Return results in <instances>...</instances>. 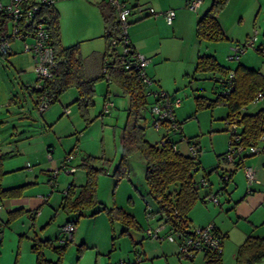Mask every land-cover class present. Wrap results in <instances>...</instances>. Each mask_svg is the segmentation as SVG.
<instances>
[{
  "label": "rangeland",
  "instance_id": "374dc122",
  "mask_svg": "<svg viewBox=\"0 0 264 264\" xmlns=\"http://www.w3.org/2000/svg\"><path fill=\"white\" fill-rule=\"evenodd\" d=\"M60 2L62 3V0H56L52 8L57 12L59 11L60 17L57 23H61L62 26L64 14L62 16V11L57 10V5ZM86 2L87 0L65 1V5L73 7L71 8L72 21L69 27H67L66 33H61L60 42L62 47L78 43L79 53L82 56L81 59H83L84 76L86 78H96L95 82H93L94 93L92 94L90 103L83 111L78 108L79 105L74 101L77 97L75 87L67 88L47 108L51 112L49 114L50 117H53V119L62 118V143L67 144L68 141H74L78 146L76 154L72 157V163L76 166V173L61 171L57 177L59 181L62 179V182H64L67 179V181L75 183L76 179L73 177L75 174H85L83 167H79L82 158L87 155L101 157L94 162V166L98 169L95 180V193L100 203L91 207L87 213L98 210L101 205L106 207L118 206L133 216L143 228L144 226H152L151 221L155 215L151 211L155 210V203L148 195L147 185L143 179L145 165L142 155L139 152L129 154L126 159L127 173H117V167L119 166L121 158L120 155H122L121 136L126 121L125 118L127 117L129 97L127 94H123L116 84L106 83L105 78L99 77L101 72L100 57L103 54L105 42L100 36V33H102L101 25V32L99 34H93L94 27L92 32L88 31L85 33L83 31L88 28L90 23L85 10L88 7ZM135 13H131L128 16V20ZM98 21H100L99 17L96 21L99 30L100 23ZM165 24L164 22V26ZM161 29H163L162 26ZM231 29H233V34L236 37L234 40H231V46L225 45L226 39L216 42L197 40L195 30L192 33L183 30L186 34L183 40L169 36L157 40L159 45L155 47H160L164 54L163 59V56H158L156 53L149 55L150 58L148 57L150 64H148L147 69L151 68L150 71H147L148 75L155 69L157 75L161 78L159 79L157 76V82L153 81L150 88H161L171 95L181 98L180 106L174 108V113L176 119L182 123L183 139L177 137L176 146L177 150L185 155L189 154L187 138H191V141L197 142L200 146L198 159L201 163L199 165L201 166L193 176L198 180L200 179L198 176L203 175L202 167L214 166L217 163L216 154L226 151L229 131L226 127L225 114L227 113V109L225 106L219 104L212 109L200 108L196 110L195 104H193L194 96L205 95L212 99L222 91L223 86L218 78L220 77L219 73L210 74V72H201L194 74L193 66L195 65L196 56L193 55L192 48L197 47L200 49L199 53L201 54H210L213 53L214 46H217L220 53L217 56L218 58H216L222 65L234 68L237 63H242L243 65L264 72V0H259L254 9L247 15H243V19H236ZM84 34L91 36L90 38L84 39L83 37H87ZM252 35L256 37L254 39V46L245 48L238 60L234 61L229 59L228 54L231 52V48L235 44L242 43ZM20 47V42L14 41L13 50L16 53L0 54V131L5 133L3 137L11 142L12 148L15 147L17 149H19L18 146L22 145V140H24L25 136H33L31 141L35 142L39 138H43L44 132H47L42 113L36 110L33 98L35 95H31L23 86L25 84L32 85L35 82V73L32 67L33 62L31 63L29 61V54L20 51ZM19 64L24 65V70L19 68ZM107 91H109V99L113 103L108 111H103L102 106L107 97L105 95ZM148 99L154 100V97L149 96ZM262 106H264V99L248 104L243 111L248 113L255 112ZM66 109L68 112H65ZM144 115L145 138L154 144L161 138L164 130H154V127L151 126V114L149 111L144 112ZM170 135L171 133H169ZM211 172L209 174H212ZM65 184H68V182H65ZM223 185L226 187L225 184H220L221 191L224 189L222 187ZM58 191L57 189L55 190L57 196L60 194V191ZM203 192L204 190L202 188L200 193ZM52 207L53 209H57L62 217L66 218L68 216L60 208L54 205ZM106 216L104 211H97L92 215L80 216L77 218L76 224H80V231L83 234L92 238L94 236L98 237L100 233L94 228L102 224L100 218L103 219L104 223ZM57 218L58 215L53 213L51 232L54 240L59 239H56L58 236L57 231L59 230ZM108 225L110 226V224L105 223V242H108V245L111 247L112 254H117L116 261L120 259V261H129L132 264L139 262L141 257L139 256L140 259L137 260L138 255L135 256V253H132V247L134 246L133 242H138L135 240L140 239V233L138 232L141 228H136L132 223L127 228L128 234H120L121 228L127 227L126 224L114 221L112 224L113 227L111 228L112 231L109 230L110 227ZM60 241H62L60 243L61 245L65 243L63 237L60 238ZM68 244L67 250L65 249L64 251L65 255H62L64 256V260L62 257V264H76L78 259H80V263L78 264H84L85 256L88 258L92 254L90 249H82L81 254L79 244L72 242H68ZM172 247L175 246L173 245ZM79 253L82 256H79ZM199 253L195 256H198ZM7 261L12 262V258L7 259ZM182 261L190 263L193 260L183 259Z\"/></svg>",
  "mask_w": 264,
  "mask_h": 264
},
{
  "label": "crops",
  "instance_id": "0c3cea01",
  "mask_svg": "<svg viewBox=\"0 0 264 264\" xmlns=\"http://www.w3.org/2000/svg\"><path fill=\"white\" fill-rule=\"evenodd\" d=\"M65 1L67 0H62V3L60 2L57 5V10L62 11V16L64 14L62 26L61 23H57L59 24L60 35L61 33H66V29L72 21L71 8L73 7L65 5ZM96 1L97 0H87L86 2L88 7H86L85 10L88 17L87 19L90 23L88 28L83 30L85 33L88 31L92 32L93 27V34H99L101 30L103 31L100 13L95 6ZM119 1L129 5L132 10L131 13L134 14L136 12L135 15L132 17L130 16V20H128L129 24L126 33L128 34L130 45H132L134 50L138 53L149 57V55L153 53H156L158 56L164 55L160 47H155L159 45L157 42L158 39L169 36L183 40L186 35L183 30L192 33L196 28L198 17L206 10L209 6L208 2L210 4L211 0H201V3L198 4L199 6L196 9H190L185 6L186 0ZM257 2H259V0H228L225 6L217 13L215 17L226 35V46H231V40L236 38L234 36L235 34H233V29H231L236 19H243V15H247L254 9ZM138 6H142V12L137 10L136 7ZM147 7H152L155 14L150 15L147 11ZM168 8H172L175 11V17L171 24H167L163 19V12ZM57 13L59 18V11ZM98 17L100 20L98 21L100 23L99 30L97 28L98 23L96 22ZM164 22L166 23L165 26ZM161 26L163 29H161ZM84 36H87L83 37L86 39L90 38L91 35L84 34ZM100 36L102 37L101 33ZM213 49V53L210 54L215 55V57L219 56L218 54L220 51L218 47L214 46ZM192 52L193 55L197 57V55L200 54V49L193 47ZM14 53L16 52L14 51ZM29 56V61L32 63L33 58L31 55ZM101 57L100 59L102 60ZM163 58L164 56L162 59ZM19 68L24 70L25 67L23 64H19ZM150 70L151 68L147 69L146 72ZM149 76L154 82H157L156 79L158 78L161 79L160 76L157 75L155 69L151 71ZM27 85L28 84H25L23 86L27 89ZM27 90L31 95H35L30 89ZM109 94V91L105 94L108 99L110 96ZM111 102L113 103V101ZM48 106L46 107V111L44 109V111L41 112L45 120L43 121L45 124L44 126L47 127V132H44L43 138H39L34 142L31 141L33 136L27 135L24 138L25 141L22 140V145L18 146L19 149H17L15 147L12 148L11 142L3 137L5 133L0 131V188L6 189L25 185L20 194L0 197V264H49L47 262H38L35 257L37 256L36 251L33 249V245L36 243H39V249L42 254L41 257L47 261L56 260L57 253L49 244H46L45 240H51V244L53 245H61L60 243H62V241H60V238L63 237L62 233L59 232L61 225L69 220H77L74 219L76 217L73 214H67L68 216L66 215V218L62 217L57 209H53L52 207L54 205L60 208L61 194H63L69 183L76 186L83 184L85 181V174H75L73 176L76 179L74 183L72 181H67V179L64 182H62V179L59 181L57 176L60 173H58L55 177L54 184L49 183L51 170L59 165L62 161V157H64L68 151L73 148H76L77 151L78 146L74 141H68L67 144L62 143V118L53 119V117H50L49 114L51 112L47 109ZM53 130H55V132H53ZM222 153L223 152L216 154V165L202 167L203 174H205L204 178L206 179V185L199 189L201 190L203 188L204 192L200 194L207 196L204 200L199 199L193 204L187 213V220L190 226L213 224L215 231L222 235L220 264H235L234 260L237 248L248 236L264 237V151L248 155L243 162L245 165L251 166L254 169L256 180L250 183L246 181L242 169H234L232 165L224 162L220 158ZM71 164H73L72 161ZM75 169L72 173H76ZM210 171H212V174H209ZM226 172L229 178L224 183L220 175ZM202 177L203 175L198 176V178ZM197 180L198 179H196V181ZM65 182H68V184H65ZM222 183L226 185V187L224 185L222 186L224 188L223 191H221L222 188H220V184L222 185ZM56 189L60 191H58L60 193L58 196L55 194ZM219 194L221 195L218 196ZM210 196H217V202L211 201L209 199ZM12 212H18V214L12 215ZM53 213L58 215L59 230L57 231L58 236L56 237V239L59 238L58 240L53 239L54 237L51 232V219ZM153 219L151 221L152 226H148L150 228L156 227V225L160 223L156 215ZM100 220H102V224L94 228L100 233L98 237L94 236L92 238L83 234V232L80 231V224H76L77 221L69 237L70 243L72 242L80 245L79 251L81 250V254L82 249H90L92 251L91 256H88V258L85 256L84 264H89V262L90 264H132L129 261H120V259L116 261L118 257L116 256L117 254L113 255L108 242H105V223L109 224L108 218H105L104 223L102 218H100ZM139 225L142 226L140 223ZM110 228L109 230L112 231ZM146 228V226H144V228L143 226L141 227L138 232L140 233V239L135 240L138 242H133L134 246L132 247V253H135V256L139 255L141 257L140 261L135 262V264L205 263L204 251H200L199 255L195 256L194 259L192 258L193 261L190 263L182 261L183 259L181 260L178 257L177 241L154 240L146 234ZM122 230H124V228H121L120 232ZM136 243L138 244L136 245ZM173 245L175 247H172ZM68 246L69 244L67 243L66 250ZM81 254L79 253L78 255L80 256ZM9 258H12V262L7 261ZM79 260L80 259H78L76 264L80 263ZM60 264H62V260ZM255 264H264V258L259 259Z\"/></svg>",
  "mask_w": 264,
  "mask_h": 264
},
{
  "label": "trees",
  "instance_id": "16d2710c",
  "mask_svg": "<svg viewBox=\"0 0 264 264\" xmlns=\"http://www.w3.org/2000/svg\"><path fill=\"white\" fill-rule=\"evenodd\" d=\"M227 1L211 0L206 10L198 17L195 34L199 40L216 42L226 39V35L215 16L225 6ZM95 6L102 20L103 31L101 34L105 42L101 57V69L104 64L107 65V70H105L107 71V78L101 69L99 77L105 78L106 83L116 84L120 91L129 97L127 117L125 118L126 121L121 136L122 155H120L117 173L126 174V159L128 155L133 152H139L144 159L145 170L143 179L147 185L148 195L155 203V210L151 211V213L157 216L159 222L167 224L170 229L187 233L189 232L187 228L191 227L187 220V213L197 200H204L207 196L200 194V186L196 185L197 181L193 177L194 173L200 168L199 156L194 157L190 153L188 155L182 154L179 150L174 149L171 143L160 147L156 143L153 144L146 140L145 124H143L145 119L144 112H150V105L154 100L148 99L151 95L146 93L145 87L140 81L139 71L135 69L124 70L125 55L122 53V43L118 38L120 22L118 21L116 10L113 9L114 7L107 0H97ZM41 12L46 15V24L51 36L55 60L58 61L52 82L44 84V90L49 97V104L57 100L58 96L67 88L75 87L77 97L74 101L79 105L78 108L83 111L91 101L94 93L93 82H95L96 78H86L84 76L83 59H81L82 56L79 53L78 43L62 47L57 24V11L50 6ZM4 24L5 19L0 16V31L3 30ZM193 67L194 74L201 72L219 73L220 77L218 78L222 83L223 89L228 86L227 77L232 72L230 91L225 94L221 91L212 99L205 95L194 96L193 104H195L196 110L200 108L212 109L219 104L225 106L227 109L225 114L226 123L236 121L241 126L240 138L242 144L255 142L258 137L264 135V106L255 112L248 113L243 111L258 93L264 99V72L242 63H237L234 68H230L218 62L215 55L205 53L197 55ZM190 139L187 138L186 141L191 142ZM100 158L91 155L82 158L79 167L81 166L85 170V181L78 186L69 183L63 194H61L59 207L64 213L73 214L76 217L75 219L80 216L95 214L97 211H104L111 228L114 221L127 225L121 233H127V228L132 223L136 228H141L133 216L118 206L106 207L101 205L98 210L87 213L91 207L100 203L95 193V180L98 169L94 166L95 160ZM68 166L74 165L69 163ZM221 178L225 183L226 180L222 176ZM24 186L0 188V197L20 194ZM16 214L18 212H12V215ZM69 241L70 238H67L63 245H53L51 240H45L46 244H49L57 253V258L54 261H47L41 257L39 243H36L33 245L37 255L35 257L39 263L60 264ZM203 251L204 264H220L221 252L216 253L209 249ZM262 258H264V237L250 235L237 248L234 261L235 264H255Z\"/></svg>",
  "mask_w": 264,
  "mask_h": 264
},
{
  "label": "built area",
  "instance_id": "2783aa9c",
  "mask_svg": "<svg viewBox=\"0 0 264 264\" xmlns=\"http://www.w3.org/2000/svg\"><path fill=\"white\" fill-rule=\"evenodd\" d=\"M56 0H0V16L5 19L3 30L0 31V54H12L13 42L18 41L21 44L20 51L28 53L33 58V71L35 73V82L32 85H27V89L34 92V101L36 110L39 112L44 111L49 105V97L44 90V84L52 82L54 78V71L56 70L58 61L55 60L53 45L51 43V36L47 27L46 15L43 11L46 7H50ZM116 10L118 21L120 22V33L118 38L122 43V53L124 56V70L135 69L139 71L140 81L145 87L146 93L154 97V101L150 105L151 114V126L154 130H164L162 137L156 141V144L160 147L165 146L168 143L173 145L174 149H177V137L183 139L182 135V123L179 122L174 113V108L180 106L181 98H177L174 95L166 92L164 89H151L150 86L153 83L152 78L147 74L146 68L149 64V58L145 57L141 53H138L134 48L129 45L127 26L128 16L131 14V7L125 2L119 0H107ZM186 5L190 9H196L201 3V0H186ZM139 12L143 11L142 6L136 7ZM147 11L150 15L155 14L152 7H147ZM163 19L167 24L173 22L175 17V11L172 8H168L163 12ZM256 37L255 35L249 36L242 43L235 44L231 48V52L228 54V58L231 60H238L240 54L244 52L248 46H254ZM107 65L104 64L101 71L107 78L105 71ZM232 72L228 74V86L222 90V93H228L231 89ZM262 95L260 93L251 100L252 103L261 100ZM112 106V102L106 97L103 102V111H108ZM65 112H68L66 109ZM236 121H230L227 123V130L229 131V140L226 151L222 154L221 159L232 165L234 169H242L248 183L256 180L254 169L251 166L245 165L243 162L245 158L254 153L264 151V135L258 137L255 142H249L248 144L241 143V126ZM169 133L171 135L169 136ZM173 135V136H172ZM188 150L190 155L199 156L200 146L196 142H189ZM76 148L68 151L59 165L51 170L49 183L54 184L55 177L61 171L74 172V166H68L72 161V157L76 154ZM228 173H223L221 176L224 180H228ZM197 186L206 185V179L200 178L196 182ZM209 199L213 202H217L215 196H210ZM75 221L69 220L64 222L59 232L62 233L63 239L70 237L75 228ZM190 226V225H189ZM189 232L185 233L181 230H172L167 224L158 223L156 227H147L145 229L146 234L158 241H177L178 242V257L182 259H192L195 255L203 250L209 249L216 253L221 252L222 237L214 229L213 224H206L205 226H191L187 228ZM1 240V235H0ZM139 255L137 260H139Z\"/></svg>",
  "mask_w": 264,
  "mask_h": 264
}]
</instances>
